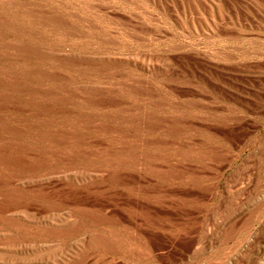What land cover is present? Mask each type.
Returning <instances> with one entry per match:
<instances>
[{
	"label": "rangeland",
	"instance_id": "1",
	"mask_svg": "<svg viewBox=\"0 0 264 264\" xmlns=\"http://www.w3.org/2000/svg\"><path fill=\"white\" fill-rule=\"evenodd\" d=\"M264 255V0H0V264Z\"/></svg>",
	"mask_w": 264,
	"mask_h": 264
},
{
	"label": "bare ground",
	"instance_id": "2",
	"mask_svg": "<svg viewBox=\"0 0 264 264\" xmlns=\"http://www.w3.org/2000/svg\"><path fill=\"white\" fill-rule=\"evenodd\" d=\"M251 247L240 252L239 258L234 260V264H264V255H260L251 259V253L254 249H258V242H250ZM227 263V262H225ZM221 263V264H225ZM232 264V263H229Z\"/></svg>",
	"mask_w": 264,
	"mask_h": 264
}]
</instances>
